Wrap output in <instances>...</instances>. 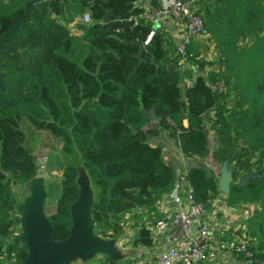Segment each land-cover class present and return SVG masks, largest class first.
Masks as SVG:
<instances>
[{"label": "trees", "instance_id": "16d2710c", "mask_svg": "<svg viewBox=\"0 0 264 264\" xmlns=\"http://www.w3.org/2000/svg\"><path fill=\"white\" fill-rule=\"evenodd\" d=\"M138 1L0 0V35L19 20L0 52V264H18L28 253L17 191L34 179L39 165L27 147L24 120L58 140L65 158L47 217L53 243L71 236L80 170L92 187L93 237L114 242L135 212L150 217L176 181L161 145L150 143L163 131L186 159L197 158L186 179L206 211L222 191L202 160L229 163L224 202L254 207L243 232L250 249L264 258L263 0H192L215 61L201 56L197 41L179 53L169 32L144 18ZM106 11L130 17L103 20ZM84 13L88 22L81 20ZM207 80L222 82L225 91ZM133 225V245L150 247L148 226ZM96 262L115 259L106 253Z\"/></svg>", "mask_w": 264, "mask_h": 264}, {"label": "built area", "instance_id": "2783aa9c", "mask_svg": "<svg viewBox=\"0 0 264 264\" xmlns=\"http://www.w3.org/2000/svg\"><path fill=\"white\" fill-rule=\"evenodd\" d=\"M143 16L152 24L163 27L169 19L181 23V35L174 39L176 49L181 54L185 53V48L191 41H197L199 46L206 43L212 48L213 43L208 39L209 32L192 0H166L159 5L147 2ZM89 19L88 13H84L81 17L83 22H88ZM152 33L150 32L147 40ZM207 84L218 92L225 91L222 82L207 80ZM178 154L190 162L197 159H186L180 152ZM192 165L190 164L178 175L171 190L155 202L153 212L157 214V218L144 222L152 237L151 246H154L156 251L152 264H201L208 258L214 237L210 224L205 219V214L210 210H204L195 200L193 188L186 179L187 169ZM224 189L222 197L226 192ZM164 235L168 236L169 244H162ZM218 242L216 250L239 255L242 264H264V258L257 257L250 249V242L244 232L226 241Z\"/></svg>", "mask_w": 264, "mask_h": 264}, {"label": "rangeland", "instance_id": "374dc122", "mask_svg": "<svg viewBox=\"0 0 264 264\" xmlns=\"http://www.w3.org/2000/svg\"><path fill=\"white\" fill-rule=\"evenodd\" d=\"M70 29H72L71 25L69 26ZM201 49V56L209 61H215V52L214 50H210L206 43L202 44L200 46ZM188 62L186 60H183V65H187ZM213 67L219 68L220 64L216 63ZM209 66H206V69H209ZM205 75V74H204ZM22 127L26 129L27 137H26V144L27 147L32 154L33 158L35 159L36 163L39 165V168H43V175L40 178L34 177V179L26 185L22 189H18V196L20 198V201L22 204L25 201V195L26 193L32 191V188L34 185H37L41 188L44 194V202H43V209L45 215L48 217L50 214L53 213L54 207H55V201L58 194V186L61 180V167L65 161V158L63 154L60 151V143L58 140H56L54 137H52L49 133L44 131H38L36 130L31 124H29L27 121H22ZM209 146L210 149L215 144L214 135L212 133H209ZM159 143L163 149V156L166 161H168L170 164H172L176 169V179L177 176L180 175L185 169L189 166V164L196 165L198 163L197 159H193V162H190L188 160H185L182 156H179V151L177 150L175 143L173 140H171L165 132L161 131L159 137L157 140H150V143L155 144ZM176 156H178V160L176 159ZM204 165L213 171L215 176L218 179L219 188L221 191H223V188H225L229 181V170L230 165L229 163H216L212 161L211 157L208 156L202 160ZM246 178H243L242 181L245 182ZM78 182L81 187V200L82 201H88L91 200V185L89 183L88 177L86 173L83 170H80ZM51 186V195L48 196L45 194V189L47 186ZM220 201V200H218ZM218 208H224V205L222 202L218 203ZM254 207L252 205L244 206L240 208H234L231 210L228 214H223L220 212L218 214V221L221 222L225 217L224 220H226V228L224 229V233L228 234L229 229L228 226L233 230V225L236 223L237 230L236 233H239V231L243 232L245 231L247 227L248 219L251 217L253 213ZM22 215V222H21V237L25 239V221H24V214ZM214 220V217H212ZM143 221V216L141 214L135 212L134 218L132 219V222H138L141 223ZM218 222V223H219ZM233 224V225H232ZM218 230V229H216ZM88 232L89 237L94 238L90 232V226H88ZM233 232V231H232ZM222 233V232H221ZM133 240H130L133 245ZM104 252H95L91 253L90 255L93 256L92 260H87L86 257H74L70 259L67 262H64V264H98L96 261L98 258H100ZM127 257L130 258L131 253L129 251L126 252ZM117 264H129L124 260L122 257L117 256ZM130 260V259H129ZM128 261V260H127Z\"/></svg>", "mask_w": 264, "mask_h": 264}, {"label": "water", "instance_id": "95a60500", "mask_svg": "<svg viewBox=\"0 0 264 264\" xmlns=\"http://www.w3.org/2000/svg\"><path fill=\"white\" fill-rule=\"evenodd\" d=\"M129 17V13L119 14L106 11L103 20L128 19ZM18 21V19L14 20L12 26L0 35V52L6 49V41L15 31ZM137 46L139 52L136 56L139 57L142 45L137 43ZM148 115L150 121L156 118L152 109L148 111ZM42 175L43 168L38 167L35 177L40 178ZM240 184L243 185L244 182L241 180ZM227 186L225 191H227ZM80 196L71 210V236L63 243H53L48 237L50 224L43 209V191L37 186L33 191L26 193L25 201L20 205L19 210L24 214L25 242L28 253L26 257L19 260V264H64L74 257H87L95 252L106 253L104 240L99 237H89L91 200L88 203H80Z\"/></svg>", "mask_w": 264, "mask_h": 264}, {"label": "crops", "instance_id": "0c3cea01", "mask_svg": "<svg viewBox=\"0 0 264 264\" xmlns=\"http://www.w3.org/2000/svg\"><path fill=\"white\" fill-rule=\"evenodd\" d=\"M152 1L156 2V5L159 4H163L165 3L166 0H139L138 4L141 6H145L147 2H150L151 4ZM262 5H264V0L262 1ZM164 28L169 32V34L173 37V39H177L182 32V26L181 23H179L177 20L175 19H169L165 24H164ZM264 33H262L263 35ZM210 43H212V40L210 38H208ZM212 48L210 50L213 49L214 45L211 46ZM214 50V49H213ZM152 144V143H151ZM190 165V164H189ZM220 200V201H218ZM222 202L224 205V208H218V203ZM234 208L229 207L225 204L224 202V197H222V195H220V197H218V199L215 201L214 203V207L212 210L208 211L205 215V219L209 222L210 224V229L213 232V240L211 242V249L208 255V258L201 264H242L241 263V257L239 255L236 254H228L226 252L223 251H219L216 250L217 247V243H219V240L222 241H226L234 236L240 235L241 233H236L235 231L237 230L236 228V223L232 226L233 230H231V228L228 226L229 229V233L226 234L224 233V229L226 228V220H222L221 222L218 221V214L221 212L223 216H225V214H227L226 212H229L231 210H233ZM140 214H144V211L139 212ZM149 218L143 215V222H148V221H152L155 220V218H157V214L154 212H149ZM212 217H214V220L212 219ZM219 222V223H218ZM127 227L125 228L124 234L121 238L117 239L114 242H110L106 239H102L105 241V247H106V253L110 254L113 259H115V263L117 264V259L116 257H122L124 260H129L130 259V263L129 264H152L153 259H154V255L156 253L154 246L151 247H145V246H141V245H132V242L130 240H132L134 238V236L137 233V227H135L133 225L132 220H129L127 222ZM218 229V230H216ZM233 231V232H232ZM222 232V233H221ZM168 236L164 235L163 239H162V244H169V239L167 238ZM162 246V245H161ZM129 251L131 253L130 258H126V252ZM105 253V254H106Z\"/></svg>", "mask_w": 264, "mask_h": 264}, {"label": "bare ground", "instance_id": "6f19581e", "mask_svg": "<svg viewBox=\"0 0 264 264\" xmlns=\"http://www.w3.org/2000/svg\"><path fill=\"white\" fill-rule=\"evenodd\" d=\"M36 188H37V185H34L33 188H32V191H33L34 189H36ZM79 201H80V203H88V201H85V202L82 201V200H81V196H80V198H79ZM81 205H82V204H81ZM86 206H87V205H86Z\"/></svg>", "mask_w": 264, "mask_h": 264}]
</instances>
